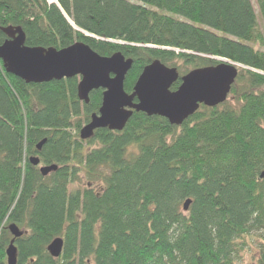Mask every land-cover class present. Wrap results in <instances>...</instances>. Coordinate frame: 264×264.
Listing matches in <instances>:
<instances>
[{
  "label": "trees",
  "instance_id": "obj_1",
  "mask_svg": "<svg viewBox=\"0 0 264 264\" xmlns=\"http://www.w3.org/2000/svg\"><path fill=\"white\" fill-rule=\"evenodd\" d=\"M55 1L0 0V44L2 27L19 26L27 46L121 52L128 93L153 60L180 75L218 59L241 68L224 102L179 126L133 112L121 131L81 140L102 89L85 104L79 77L27 84L0 61V264L10 223L23 230L17 264H264V32L252 0Z\"/></svg>",
  "mask_w": 264,
  "mask_h": 264
},
{
  "label": "water",
  "instance_id": "obj_2",
  "mask_svg": "<svg viewBox=\"0 0 264 264\" xmlns=\"http://www.w3.org/2000/svg\"><path fill=\"white\" fill-rule=\"evenodd\" d=\"M1 31L6 36L0 44V61L5 72L27 84L77 76V96L85 104L89 102V94L93 90H103L97 113L91 114L89 122L79 130L81 140L91 138L97 129L121 131L133 112L164 117L170 124L179 126L200 105L214 107L224 102L240 66L220 59L216 65L194 68L180 75L176 67L153 60L142 69L128 93L124 89V80L133 61L121 52L102 56L80 41L61 49L27 46L21 27L7 26ZM178 79L180 84L171 90ZM44 141L36 145L38 150ZM29 162L37 166L39 158L29 157ZM56 169V164L39 167L42 175ZM260 178H264V170ZM190 202V199L184 201L183 210L188 209ZM7 229L12 239L5 248L6 264H17L15 240L23 235V231L15 223H10ZM63 245V238L56 237L48 244L47 251L57 258Z\"/></svg>",
  "mask_w": 264,
  "mask_h": 264
},
{
  "label": "rangeland",
  "instance_id": "obj_3",
  "mask_svg": "<svg viewBox=\"0 0 264 264\" xmlns=\"http://www.w3.org/2000/svg\"><path fill=\"white\" fill-rule=\"evenodd\" d=\"M52 2H55V3H56L55 0H53ZM252 4L254 5V9H255L256 14H257L258 19H259V28H260L261 31L264 32V24H263L262 20L260 19L259 12H258V9H257V6H256V3H255V0H252ZM263 49H264V48H263ZM218 60H220V59H218ZM224 60H225V59H224ZM229 62H230V61H229ZM239 68H241V66H239ZM245 250H246V252L248 253V255L251 254V253H253L254 250H255L254 243H253V244H250V246H249L247 249H245ZM246 255H247V254H246ZM246 255H245V256H246Z\"/></svg>",
  "mask_w": 264,
  "mask_h": 264
},
{
  "label": "bare ground",
  "instance_id": "obj_4",
  "mask_svg": "<svg viewBox=\"0 0 264 264\" xmlns=\"http://www.w3.org/2000/svg\"><path fill=\"white\" fill-rule=\"evenodd\" d=\"M48 1H49V2H52L53 0H48ZM31 157H38V156H35V155H34V156H31Z\"/></svg>",
  "mask_w": 264,
  "mask_h": 264
}]
</instances>
